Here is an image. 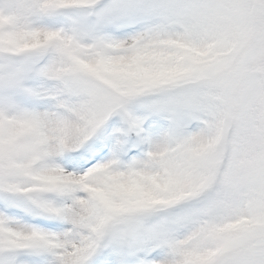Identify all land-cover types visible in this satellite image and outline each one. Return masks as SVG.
I'll return each instance as SVG.
<instances>
[{
    "label": "snow or ice",
    "instance_id": "snow-or-ice-1",
    "mask_svg": "<svg viewBox=\"0 0 264 264\" xmlns=\"http://www.w3.org/2000/svg\"><path fill=\"white\" fill-rule=\"evenodd\" d=\"M0 264H264V0H0Z\"/></svg>",
    "mask_w": 264,
    "mask_h": 264
}]
</instances>
